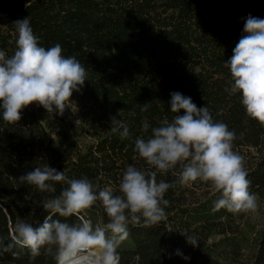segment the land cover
Masks as SVG:
<instances>
[{
  "label": "trees",
  "instance_id": "trees-1",
  "mask_svg": "<svg viewBox=\"0 0 264 264\" xmlns=\"http://www.w3.org/2000/svg\"><path fill=\"white\" fill-rule=\"evenodd\" d=\"M249 15L264 19V0H0V50L7 56L16 49L14 22L29 17L41 46L59 43L63 55L75 56L88 73L71 97L81 108L80 119L66 110L63 116L47 113L35 103L23 109L17 123L3 121L0 114V237L7 242L10 222H42L47 213L41 202L67 187L57 183L55 193H47L21 183L18 178L35 167L48 164L69 178H88L97 190L119 194L128 165L148 168L134 151L142 123L150 125L146 138L159 121L176 115L170 111L172 92L207 106L214 120L234 130V151H255L247 178L250 192L263 194L264 127L247 116L239 93L226 91L231 74L224 66L246 34ZM144 104L148 111L141 112ZM113 116L127 124L131 139L111 130ZM179 170L157 179L171 183ZM192 186L166 192V220L151 227L129 225L131 247L118 248L120 264H236L222 257L220 243L208 241L213 233H224L232 213H213L219 194L198 198ZM89 210L101 223L108 221L99 205ZM182 233L194 235L199 245H189ZM18 251V257L0 256V264H55L43 253L32 260L27 249ZM249 264H264V233Z\"/></svg>",
  "mask_w": 264,
  "mask_h": 264
},
{
  "label": "clouds",
  "instance_id": "clouds-1",
  "mask_svg": "<svg viewBox=\"0 0 264 264\" xmlns=\"http://www.w3.org/2000/svg\"><path fill=\"white\" fill-rule=\"evenodd\" d=\"M16 49L10 57L0 50V114L3 121L17 123L22 111L32 104L42 106L47 113L63 116L72 109V94L79 92L88 80L85 67L75 56L63 55L57 43L43 47L34 34L30 18L14 22ZM244 33L224 63L231 74L230 95L240 94V102L248 117L264 127V19L249 17ZM171 121L163 119L151 128L145 120L141 136L134 139V151L148 168L128 165L118 185L119 194L110 188L97 190L88 178H69L48 164L35 167L21 175V183L35 186L40 192L55 193V184L67 185L62 191L41 202L47 213L36 226L24 220L9 223V239L0 237V256L18 257L27 249L34 260L42 253L55 264H120V245L129 238V225L151 227L167 219L166 192L177 185L190 187L194 182L210 186L219 194L212 212L226 209L232 214L256 213V194L250 192L245 159L234 151L238 138L227 124L214 120L207 106L197 107L191 97L172 92ZM149 105L141 106V112ZM183 110V115L178 113ZM222 111L218 113L221 115ZM111 130L121 139H131L127 124L111 118ZM241 133V137H242ZM177 179L165 182L158 174L173 171ZM99 205L108 217L106 223L93 226L85 215ZM62 217L64 220L55 219ZM76 217L75 222L67 218ZM186 242L197 247L194 235L182 233ZM176 255L182 253L178 250ZM185 260L189 259L183 256Z\"/></svg>",
  "mask_w": 264,
  "mask_h": 264
},
{
  "label": "rangeland",
  "instance_id": "rangeland-1",
  "mask_svg": "<svg viewBox=\"0 0 264 264\" xmlns=\"http://www.w3.org/2000/svg\"><path fill=\"white\" fill-rule=\"evenodd\" d=\"M71 117L80 119L81 108L77 104H72V109H66ZM240 154L245 159V168L254 160L255 151L252 149L242 148ZM193 193L198 198L204 197L211 193L210 186L202 182L192 184ZM214 195V194H213ZM257 196L258 210L256 213L232 214V217L225 221L224 233H213L209 242L220 243L218 251H222L225 259L234 258L236 264H249L252 255L256 250V243L261 234L264 233V193ZM85 217L90 219L95 226L101 223L98 214L94 210H87ZM35 225V221H26ZM102 224V223H101ZM131 247V241L128 238L119 248ZM184 247V251L186 250Z\"/></svg>",
  "mask_w": 264,
  "mask_h": 264
}]
</instances>
